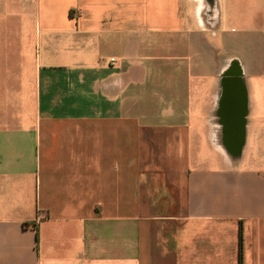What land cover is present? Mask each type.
Segmentation results:
<instances>
[{"label":"crops","instance_id":"0c3cea01","mask_svg":"<svg viewBox=\"0 0 264 264\" xmlns=\"http://www.w3.org/2000/svg\"><path fill=\"white\" fill-rule=\"evenodd\" d=\"M241 263L264 0H0V264Z\"/></svg>","mask_w":264,"mask_h":264},{"label":"trees","instance_id":"16d2710c","mask_svg":"<svg viewBox=\"0 0 264 264\" xmlns=\"http://www.w3.org/2000/svg\"><path fill=\"white\" fill-rule=\"evenodd\" d=\"M241 258H242V256H241ZM242 264V263H241Z\"/></svg>","mask_w":264,"mask_h":264}]
</instances>
